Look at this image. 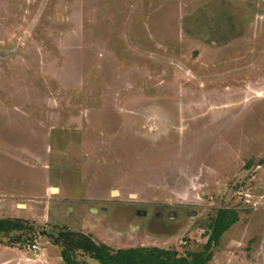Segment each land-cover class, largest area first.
I'll list each match as a JSON object with an SVG mask.
<instances>
[{"label": "rangeland", "instance_id": "obj_1", "mask_svg": "<svg viewBox=\"0 0 264 264\" xmlns=\"http://www.w3.org/2000/svg\"><path fill=\"white\" fill-rule=\"evenodd\" d=\"M23 37L0 56V218L186 254L231 207L208 264H264V0H0V52ZM36 236L0 234V264H65Z\"/></svg>", "mask_w": 264, "mask_h": 264}, {"label": "trees", "instance_id": "obj_2", "mask_svg": "<svg viewBox=\"0 0 264 264\" xmlns=\"http://www.w3.org/2000/svg\"><path fill=\"white\" fill-rule=\"evenodd\" d=\"M240 220L235 208H219L210 223L208 239L203 249L180 254L175 248L159 246H135L115 249L94 239L92 234L53 227L50 231L39 230L34 223L22 218H0V234L7 236L8 244L24 247L32 244L36 234L48 237L58 248L65 264H85L79 256H88L99 264H208L223 234Z\"/></svg>", "mask_w": 264, "mask_h": 264}, {"label": "water", "instance_id": "obj_3", "mask_svg": "<svg viewBox=\"0 0 264 264\" xmlns=\"http://www.w3.org/2000/svg\"><path fill=\"white\" fill-rule=\"evenodd\" d=\"M23 40H24V37L21 39V42L17 43L16 46H14L12 49L4 51V52H0V56H7V55H10V54L16 52L21 47V45L23 44Z\"/></svg>", "mask_w": 264, "mask_h": 264}, {"label": "built area", "instance_id": "obj_4", "mask_svg": "<svg viewBox=\"0 0 264 264\" xmlns=\"http://www.w3.org/2000/svg\"><path fill=\"white\" fill-rule=\"evenodd\" d=\"M32 250L37 253L39 251V246L36 243H33Z\"/></svg>", "mask_w": 264, "mask_h": 264}, {"label": "flooded vegetation", "instance_id": "obj_5", "mask_svg": "<svg viewBox=\"0 0 264 264\" xmlns=\"http://www.w3.org/2000/svg\"><path fill=\"white\" fill-rule=\"evenodd\" d=\"M166 125H168V126H169V124H166ZM156 129H157V128H156ZM156 129H155V130H153V131H151V132H156V131L158 130V129H157V130H156ZM162 132H164V131H162Z\"/></svg>", "mask_w": 264, "mask_h": 264}, {"label": "crops", "instance_id": "obj_6", "mask_svg": "<svg viewBox=\"0 0 264 264\" xmlns=\"http://www.w3.org/2000/svg\"><path fill=\"white\" fill-rule=\"evenodd\" d=\"M53 190H55V191H56V189H55V188H53ZM115 192H117V191H115Z\"/></svg>", "mask_w": 264, "mask_h": 264}]
</instances>
